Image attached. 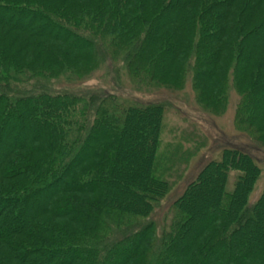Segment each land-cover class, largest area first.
Masks as SVG:
<instances>
[{"label":"trees","instance_id":"obj_1","mask_svg":"<svg viewBox=\"0 0 264 264\" xmlns=\"http://www.w3.org/2000/svg\"><path fill=\"white\" fill-rule=\"evenodd\" d=\"M1 30L0 144L35 133L0 154V264H264V0H0ZM97 70L101 87L66 89ZM165 82L216 113L234 86L250 146L221 147L158 222L206 147L169 104L122 94Z\"/></svg>","mask_w":264,"mask_h":264},{"label":"rangeland","instance_id":"obj_2","mask_svg":"<svg viewBox=\"0 0 264 264\" xmlns=\"http://www.w3.org/2000/svg\"><path fill=\"white\" fill-rule=\"evenodd\" d=\"M17 22H22V18L19 16L17 17ZM0 34H2V30L0 31ZM55 49L65 52L64 46L55 45L53 46ZM26 53V54H25ZM21 54V53H20ZM25 60H29L30 56L34 54L32 50L29 49V52H23ZM23 59V61H24ZM39 66V64L37 65ZM85 65H82L81 67H84ZM110 66L112 67V63L110 62ZM48 68L47 66H44ZM100 71L94 72V80L89 81L87 78L83 82H80V85L72 86L66 88L67 90H74V91H84L86 89H93L95 87H101L103 85L102 82H99L97 80ZM161 85V90L157 93H137L134 92L133 89L131 90V86L128 83H124V88L122 90V94L124 97L127 98H135L136 101L140 103H167L171 106L172 109L178 111L180 115L187 119L189 123L194 124V128L198 130L200 134H202L206 139V147L201 151L200 154L196 157H190L186 162V170H184V176L182 181L178 183L177 186H175L173 191L168 194H166V197L164 200L160 201V205L162 204V209H159L158 212H156V216H159L157 219L158 222H160L163 219V216L165 215V211L167 207L166 204H171L172 201H175L178 199V197L183 193L185 187L187 184H189L195 177H197L198 173L205 167L210 161H213L216 155L218 154L221 147L229 146V147H236V145H243L249 148L250 143L249 140L245 137L242 138V132L238 131L234 127V110L236 108V105L240 99V96L238 95L237 91L235 90L234 86L231 87L228 90L227 95V101L225 105V109L222 113H216L211 108L207 107L204 109L202 106L196 104V101L194 99L195 93L192 91V86L190 82H187L183 84V87L179 92H173L171 91V88H169V83L165 82ZM62 88H65L64 85L61 86ZM105 87V86H104ZM108 88V87H106ZM243 87H241L242 89ZM126 89V90H125ZM109 90V89H107ZM112 91V90H111ZM134 93H133V92ZM185 94V98L181 99L182 94ZM183 94V96H184ZM171 120L172 117H171ZM15 121L11 119L9 121L8 127L4 130L3 134L6 133L13 125ZM35 133V129L28 128L26 129L20 139L16 142H8L7 144H0V154L2 152L12 146L15 145L18 142H21L24 140V138L28 137L29 135H32ZM254 147V146H252ZM250 148L253 159L259 166V179L254 183L253 191L250 193V201L251 203H255L257 198L260 196V192L264 188V151L257 149L256 147ZM256 149V150H255ZM232 173H237L235 170ZM55 189V188H53ZM164 203V204H163ZM155 217V216H154ZM20 220L17 221L16 224H19Z\"/></svg>","mask_w":264,"mask_h":264}]
</instances>
